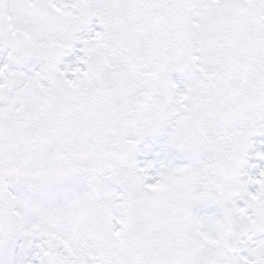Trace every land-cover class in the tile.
<instances>
[{"label":"snow or ice","instance_id":"6c2138e0","mask_svg":"<svg viewBox=\"0 0 264 264\" xmlns=\"http://www.w3.org/2000/svg\"><path fill=\"white\" fill-rule=\"evenodd\" d=\"M0 264H264V0H0Z\"/></svg>","mask_w":264,"mask_h":264}]
</instances>
